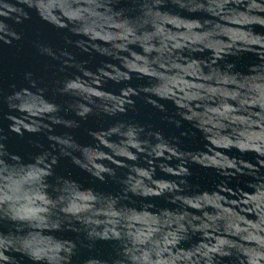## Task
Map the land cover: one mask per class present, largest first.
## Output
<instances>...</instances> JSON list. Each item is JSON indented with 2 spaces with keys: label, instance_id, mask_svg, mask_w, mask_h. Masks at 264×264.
I'll use <instances>...</instances> for the list:
<instances>
[{
  "label": "clouds",
  "instance_id": "clouds-1",
  "mask_svg": "<svg viewBox=\"0 0 264 264\" xmlns=\"http://www.w3.org/2000/svg\"><path fill=\"white\" fill-rule=\"evenodd\" d=\"M33 22L63 45L0 90V264H264V0H0V48Z\"/></svg>",
  "mask_w": 264,
  "mask_h": 264
},
{
  "label": "water",
  "instance_id": "water-1",
  "mask_svg": "<svg viewBox=\"0 0 264 264\" xmlns=\"http://www.w3.org/2000/svg\"><path fill=\"white\" fill-rule=\"evenodd\" d=\"M25 41L13 48H0V90L8 92L11 90V85L26 87L27 82L24 80V75L27 72H32L37 78L42 81V86L48 87L51 90L52 80L55 78V69L49 67L50 62L36 56L34 49L31 47L30 41L34 38L36 32H39L44 38L54 46L63 45V37L60 34L53 32L46 26L40 25L39 22H33L32 25L25 28ZM130 118L144 121H155L156 118L147 110H140L137 113H130ZM6 124L0 119V126ZM99 124L96 120H89L80 131L82 141H87L86 129L97 127ZM14 150L27 154L30 150V145L27 141H20L16 138L12 141ZM61 174L71 173L79 178L82 183H89L90 179L73 169L69 162L64 161L58 169ZM102 189L110 190L111 185H101Z\"/></svg>",
  "mask_w": 264,
  "mask_h": 264
}]
</instances>
